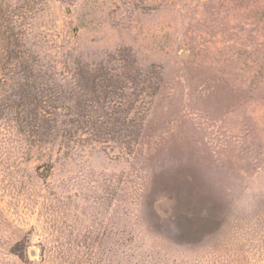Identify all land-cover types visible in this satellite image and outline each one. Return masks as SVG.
Instances as JSON below:
<instances>
[{"label":"rangeland","instance_id":"rangeland-1","mask_svg":"<svg viewBox=\"0 0 264 264\" xmlns=\"http://www.w3.org/2000/svg\"><path fill=\"white\" fill-rule=\"evenodd\" d=\"M0 264H264V0H0Z\"/></svg>","mask_w":264,"mask_h":264}]
</instances>
